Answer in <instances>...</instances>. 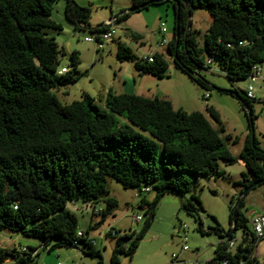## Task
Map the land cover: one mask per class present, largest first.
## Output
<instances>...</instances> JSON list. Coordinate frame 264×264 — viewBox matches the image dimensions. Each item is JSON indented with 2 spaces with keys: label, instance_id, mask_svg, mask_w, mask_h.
<instances>
[{
  "label": "trees",
  "instance_id": "16d2710c",
  "mask_svg": "<svg viewBox=\"0 0 264 264\" xmlns=\"http://www.w3.org/2000/svg\"><path fill=\"white\" fill-rule=\"evenodd\" d=\"M149 1L134 0L133 8ZM168 1L173 4L176 23L167 53L175 67L201 88H214L203 76L211 68L207 66L210 59L232 82L247 80L253 67L264 63V0L164 2ZM57 2L0 0V231L37 239L40 248L48 252L82 244L84 254L99 258L103 264L101 252L89 240L92 227L82 231L85 237H79V219L68 205L104 203L105 207L93 215L105 220L118 207V201L110 196L109 178L125 189L151 186L156 195L152 200L143 197L140 203L146 215L141 231L121 234L111 229L108 234L116 239L110 264H122L121 256L134 257L163 196L179 195L183 209L197 215L203 210L200 198L193 195L186 199V195L201 176H225L221 161L235 164L237 159L221 137L225 127L212 106L206 110L219 129L203 113L175 109L169 100L117 94L111 89L104 97V107L88 94L62 104L54 90L77 82L82 73L79 54L74 52L71 69L60 74L61 51L46 31L63 29L52 19ZM199 9L213 19L203 46L192 21ZM65 14L75 30L96 34L105 29V24L91 27L90 8L75 0H66ZM130 15L125 11L117 21ZM131 37L138 42L143 39L137 33ZM117 59L134 62L140 76L163 79L169 70L163 53L139 59L122 43L118 44ZM220 91L236 95L243 108H248L250 132L240 154L247 173L237 184L242 189L236 206L231 207L234 232L227 243L217 246L210 264H222L225 259L229 264H260L255 252L264 238L256 239L249 229L246 198L241 199L251 185H256L252 190L264 185V150L254 136L257 117L252 103L256 99H250L246 91ZM226 139L234 144L239 141L231 136ZM142 192L140 189V195ZM239 229L244 230V237L232 250L230 243ZM213 230L220 236L223 232L219 227ZM199 231L204 234L202 227ZM37 257L0 246V264H9V258L14 259L13 264H31Z\"/></svg>",
  "mask_w": 264,
  "mask_h": 264
},
{
  "label": "rangeland",
  "instance_id": "374dc122",
  "mask_svg": "<svg viewBox=\"0 0 264 264\" xmlns=\"http://www.w3.org/2000/svg\"><path fill=\"white\" fill-rule=\"evenodd\" d=\"M81 7L91 10L90 25L97 27L106 24L110 19L116 20L123 12L133 8L134 0H75ZM66 0H59L52 13V19L59 23L61 31L46 30L49 36L54 37L59 46L60 67L71 69V55L79 54L81 65L79 71L82 76L75 83L56 88L59 101L62 104H71L82 99L88 94L96 100L100 107H104V97L111 89L113 92H139L146 98L169 99L175 109L186 112H201L219 129L218 124L208 114L207 106L214 107L220 114L225 132L221 134L225 145L237 159L235 164L226 161L220 162V168L225 176L218 179L201 176L195 186L186 195L190 199L198 196L202 202L203 210L194 215L189 214L182 207V199L176 194H166L161 198L156 209V216L145 238L142 240L132 260L121 256L122 264H210L215 257L219 244L227 243L226 234L232 230L230 219L231 207H235L242 187L237 185L242 181V175L247 173V168L240 154L244 141L249 134L248 108L242 106L236 95L222 93L220 89L242 93L248 86L247 80L230 81L223 73H203L205 79L214 87L205 90L193 82L185 73L177 69L167 53V46H160L162 38L171 40L175 31L176 16L171 1L151 5L123 20L117 21V37L115 42L106 46L103 51H98L94 43L86 42V38L94 37L90 30H75L65 14ZM193 29L197 31L200 45H204V38L211 26L213 19L205 10H196L192 16ZM166 33L161 32V28ZM131 33L142 35V41H136ZM129 46L137 58H145L155 52L163 53L169 62V70L165 78L159 79L152 75L140 76L134 62H120L117 59L118 44ZM264 68V63H263ZM134 83H137L136 87ZM256 101L252 103L256 119L254 121V136L260 147L264 150V82L256 85ZM136 94V93H130ZM205 95H209L205 99ZM247 113H246V112ZM231 136L239 139L237 144L226 139ZM149 188L150 193L142 192ZM110 196L118 201L117 210L105 220L101 216H94L92 209L102 210L104 203L98 205L73 203L68 209L75 213L79 219V229L86 231L92 227L90 238L95 241V248L101 252L103 264H110L112 251L116 239L108 235L111 229L121 231V234L130 231L140 232L144 226L145 210L140 209L143 197L153 199L156 192L151 186L142 188L125 189L116 180L108 179ZM233 199V200H232ZM93 208H92V207ZM245 214L250 218L248 227L252 230L251 219L256 214H264V185L258 187L247 195L245 199ZM142 216L141 221L135 219ZM202 227L204 234L199 231ZM223 230L220 234L214 233L215 228ZM10 237H18L15 248L21 252L22 248H40L41 242L23 235L11 234L8 230L0 231V244L9 246ZM244 237V230L239 229L234 233L232 250L238 247ZM13 247V246H12ZM74 247H58L48 252V249H39L40 253L31 264H100L99 258H92L83 252V245ZM187 247V250H184ZM257 261L264 262V240L260 241L255 252ZM9 264L14 263L9 258Z\"/></svg>",
  "mask_w": 264,
  "mask_h": 264
},
{
  "label": "built area",
  "instance_id": "2783aa9c",
  "mask_svg": "<svg viewBox=\"0 0 264 264\" xmlns=\"http://www.w3.org/2000/svg\"><path fill=\"white\" fill-rule=\"evenodd\" d=\"M117 22V19H110L107 21L105 24V29L101 31L100 33L94 34V37L92 38H86L85 41L89 43H94L96 47L98 48V51H103L107 45L113 43L117 37V29L115 27V23ZM162 33H166V29L164 27L161 28ZM170 40H167L166 38H162L160 41V46H167ZM241 45H244V42L240 43ZM151 57V55H150ZM150 61H152V58H150ZM207 66L211 67L209 70V73H220L219 69H217L213 65V60H208L207 61ZM69 69L67 68H62L60 70V74H66L68 73ZM248 86L246 89L247 96L250 99H256V87L255 85L259 81L264 82V68L263 64H257L256 66L253 67L252 74L248 77ZM206 98H209V95H206ZM150 189L146 188L143 190V192H149ZM92 207V206H91ZM93 208V207H92ZM92 213L95 212L97 213L98 210L92 209ZM135 219L137 221L142 220V216H136ZM252 223V230L251 232L255 236L256 239L260 240L264 238V214H256L252 217L251 219ZM79 237H85L84 233L81 231L78 233ZM90 241H92L95 244L94 239L89 238ZM235 246L234 241L230 243V247L233 248ZM41 249V248H39ZM36 249L32 251L29 248H22V253H30L32 257H37L40 253V250ZM184 250H187V247H184ZM58 264H64V263H58ZM222 264H229V262L225 259Z\"/></svg>",
  "mask_w": 264,
  "mask_h": 264
},
{
  "label": "water",
  "instance_id": "95a60500",
  "mask_svg": "<svg viewBox=\"0 0 264 264\" xmlns=\"http://www.w3.org/2000/svg\"><path fill=\"white\" fill-rule=\"evenodd\" d=\"M164 1H165V0H151V1H149V2H147V3H145V4H143V5H141V6H139V7L129 9V10H128V13H134V12H137V11H139V10H141V9H144V8L149 7L151 4H158V3H161V2H164ZM255 186H256V185L253 184V185H251L250 187H248L247 189H245V190L243 191L242 195H241V199H245V198L247 197V195L251 192V190H252ZM235 225H236V223L234 222V224H233V226H232V230H231V232L226 234V238H227V239H229V238L232 236V234H233V232H234ZM74 248H76V247H74ZM76 249H77V248H76Z\"/></svg>",
  "mask_w": 264,
  "mask_h": 264
},
{
  "label": "crops",
  "instance_id": "0c3cea01",
  "mask_svg": "<svg viewBox=\"0 0 264 264\" xmlns=\"http://www.w3.org/2000/svg\"><path fill=\"white\" fill-rule=\"evenodd\" d=\"M115 42V41H114ZM148 57V56H147ZM136 85H137V83H134V86L136 87ZM118 93V92H117ZM122 93H128V94H130V93H136L137 95H140V96H145L144 94H140L139 92H133V90H129L128 92H120V94H122ZM166 100H169V99H166ZM169 101H171V100H169ZM172 104H173V102H172ZM174 105V104H173ZM11 234H16V233H11ZM17 235H21V234H17ZM11 238V242H10V244H9V246H3V245H1L0 244V246H2V247H4V248H8V249H14L15 248V242H16V240L18 239V237H10ZM13 246V247H12ZM24 248H27V247H24ZM33 248H38V247H33ZM56 264V263H55ZM58 264V263H57Z\"/></svg>",
  "mask_w": 264,
  "mask_h": 264
}]
</instances>
